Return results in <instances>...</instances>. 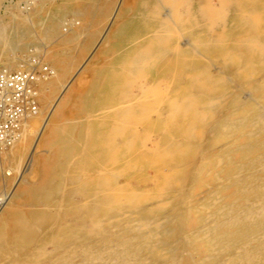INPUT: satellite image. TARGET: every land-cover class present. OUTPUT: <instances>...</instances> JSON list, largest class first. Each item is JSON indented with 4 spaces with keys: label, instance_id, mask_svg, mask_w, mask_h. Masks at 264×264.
<instances>
[{
    "label": "bare ground",
    "instance_id": "obj_1",
    "mask_svg": "<svg viewBox=\"0 0 264 264\" xmlns=\"http://www.w3.org/2000/svg\"><path fill=\"white\" fill-rule=\"evenodd\" d=\"M122 1L119 0L109 24L119 15ZM153 2L159 6L165 27L173 26L172 9L164 5L168 0ZM19 12L20 9L16 8L9 22L0 20L1 35L24 22ZM30 19L34 21L32 17ZM150 25L129 45L126 50L129 59L132 53L137 55L143 41L151 44L156 28ZM55 26L46 27V31H54ZM172 26L171 29L175 27ZM107 27L98 43L103 40ZM165 30L163 28L162 32ZM182 40L180 46H190L188 39ZM1 41L0 49L9 48L11 53L14 52L16 46L13 44L16 42L12 44L5 37ZM145 51L142 52L148 53ZM158 56L156 52L152 59ZM86 61L70 81L59 83L60 92L55 99H51L49 86L58 81L65 71L62 61L54 62L52 76L39 89L40 105L54 101L47 116L44 118L38 111L29 118L20 138L1 154L8 162V156L17 148L19 154L16 162L4 169L5 174L16 172L23 156L29 152L30 142H33L27 158L32 178H28L21 189L11 194L8 192L10 195H7L0 213V253L9 255L8 264H264V66L247 82L251 86L256 85L252 88L254 92L243 91L244 98L249 100L244 104L248 109L239 110L234 106L225 113L237 120L222 130L212 146L211 156L218 159L207 169L209 177L184 196L180 189L171 191L166 188L168 174L153 179L152 186L139 179L143 152L141 127L136 120L130 128L117 129L113 139L115 143L109 150L111 155L102 167L84 174L67 175L64 164L77 148L71 141L76 132L81 134L90 118L69 122L64 114L74 105L80 109L94 105V100L88 99L82 89L86 84ZM81 76L82 82L79 81ZM159 80L154 70L150 72L148 80H144L147 91L153 89ZM151 92L155 95V92ZM138 98L125 107L126 118L138 119L157 109L155 101H139ZM250 109H253L251 114ZM148 122V132L151 134L155 121L150 118ZM150 143L152 145L148 148L153 150L156 144ZM39 146H42L44 155L40 156L36 165ZM74 164L82 167L81 162ZM129 171L137 175L136 178L143 185L139 186V182L131 186L127 179ZM23 179L21 174L20 183ZM176 199L182 203L181 217H185L186 213L189 226L182 231V246L172 239L168 231L175 218L171 204ZM24 202L30 206L27 210L22 209ZM46 220L51 222L35 238L39 225ZM178 248H182L180 256L175 254Z\"/></svg>",
    "mask_w": 264,
    "mask_h": 264
},
{
    "label": "rangeland",
    "instance_id": "obj_2",
    "mask_svg": "<svg viewBox=\"0 0 264 264\" xmlns=\"http://www.w3.org/2000/svg\"><path fill=\"white\" fill-rule=\"evenodd\" d=\"M170 1L164 5L172 9L174 24L165 27L159 6L153 0H123L119 15L110 24L119 0H0L2 22H9L16 8L20 9L23 21L29 22L27 26L23 21L20 23V19L17 22L20 28L16 25V29L7 32L6 36L0 34V48L4 37L12 44L16 42L13 44L16 46L13 53L9 48L0 49V64L3 67H17L29 49L50 68L54 67L57 60L62 61L65 66L62 77L49 86L51 99H55L60 92L59 83L70 81L87 59L86 84L82 89L88 99L94 100V105L87 109L74 105L64 114L69 122L90 118L81 134L76 132L71 141L77 148L67 159L69 162L64 164L68 176L102 167L111 155L109 150L115 143L113 139L117 129L122 131L130 128L136 120L141 127L143 155L139 179L145 181L143 183L152 186L153 179L168 174L166 188L171 191L180 189L182 195L187 196L203 179L209 177L206 171L218 159L211 156L212 146L222 130L237 120L225 113L234 106L239 110L248 109L244 104L249 100L243 94L247 90L252 91L256 85L251 86L247 82L264 66V0H172L174 4ZM25 13L28 15L24 16ZM24 17H32L34 21ZM53 24H56L55 30L48 33L46 27ZM148 25L156 28L151 44L143 41L137 55L132 53L129 59L126 50ZM106 26L103 40L98 43ZM171 26L174 28L171 29ZM163 28L166 29L164 33ZM181 38L188 39L190 46H180L179 43L183 41ZM144 49L148 53H143ZM156 52L158 58L152 59ZM153 70L156 79L160 80L155 83L156 87L154 85L153 89L147 91L144 83ZM82 79L81 76L79 81L82 82ZM129 91L131 94H128ZM142 96L145 98L142 99ZM137 97L139 101H155L157 109L138 119L126 118L125 107ZM53 102L47 105H40L39 102L41 108L38 111L44 118ZM252 111L250 109L249 113ZM150 118L155 121L152 135L148 132ZM151 141L156 144L153 150L148 148L152 145ZM32 144L30 142L28 147L31 148ZM39 147L36 165L40 156L44 155L42 146ZM30 148L27 151L30 152ZM29 152L23 156L17 173L12 171L10 175H5V170L14 165L19 152L14 148L8 156V162L0 155V189L6 185L11 194L32 178L27 160ZM76 161L82 163L81 168L75 166ZM127 173L131 186L139 182V186L143 185L136 178L137 175L130 171ZM21 174L24 179L20 183ZM171 207L175 218L168 231L172 239L182 246V231L189 228L188 219H185L184 212L185 217H181V201L176 199ZM28 208L29 204L24 202L22 209ZM50 222L46 220L39 225L35 238ZM181 251L182 248H178L175 254L180 256ZM8 256L0 253V263L8 264Z\"/></svg>",
    "mask_w": 264,
    "mask_h": 264
},
{
    "label": "built area",
    "instance_id": "obj_3",
    "mask_svg": "<svg viewBox=\"0 0 264 264\" xmlns=\"http://www.w3.org/2000/svg\"><path fill=\"white\" fill-rule=\"evenodd\" d=\"M29 50L14 69L0 64V155L15 144L26 121L38 113L40 85L53 74L42 58ZM8 192L7 186L3 185L0 189V209Z\"/></svg>",
    "mask_w": 264,
    "mask_h": 264
}]
</instances>
